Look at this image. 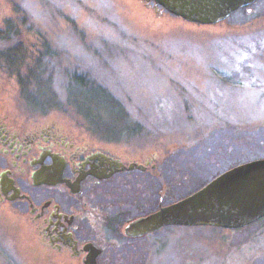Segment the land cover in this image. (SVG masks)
I'll return each mask as SVG.
<instances>
[{
    "label": "rangeland",
    "instance_id": "rangeland-1",
    "mask_svg": "<svg viewBox=\"0 0 264 264\" xmlns=\"http://www.w3.org/2000/svg\"><path fill=\"white\" fill-rule=\"evenodd\" d=\"M12 1L0 0V21L13 14ZM16 1L34 22L25 36L49 48L32 60L25 92L0 70L10 118L103 144L86 125L88 116L109 117L106 94L95 89L104 88L136 127L115 149L158 156L169 196L264 157V0L215 24L153 0ZM23 222L0 204V264L77 263L44 253ZM153 242L146 264H264V217L235 229L166 227Z\"/></svg>",
    "mask_w": 264,
    "mask_h": 264
},
{
    "label": "flooded vegetation",
    "instance_id": "flooded-vegetation-1",
    "mask_svg": "<svg viewBox=\"0 0 264 264\" xmlns=\"http://www.w3.org/2000/svg\"><path fill=\"white\" fill-rule=\"evenodd\" d=\"M53 127L30 128L0 105V204L53 258L146 264L159 231L179 226L127 232L132 221L181 198L169 196L158 156L116 150L120 140L97 132L103 144Z\"/></svg>",
    "mask_w": 264,
    "mask_h": 264
},
{
    "label": "water",
    "instance_id": "water-1",
    "mask_svg": "<svg viewBox=\"0 0 264 264\" xmlns=\"http://www.w3.org/2000/svg\"><path fill=\"white\" fill-rule=\"evenodd\" d=\"M168 12L215 24L256 0H153ZM250 10V9H249ZM264 217V157L233 165L190 194L132 221L127 232L142 234L166 225L244 227ZM86 264H95L91 259Z\"/></svg>",
    "mask_w": 264,
    "mask_h": 264
},
{
    "label": "trees",
    "instance_id": "trees-1",
    "mask_svg": "<svg viewBox=\"0 0 264 264\" xmlns=\"http://www.w3.org/2000/svg\"><path fill=\"white\" fill-rule=\"evenodd\" d=\"M11 4L13 14L5 16L0 21V43L4 42L5 45L4 48L0 49V70L14 75L21 90L25 92L29 88L30 77L36 74L33 69L34 66H32V60L39 59L40 54H45L49 46L45 40L36 39L33 41L32 35L25 36L22 29L25 28L27 23L31 25L33 21L16 0L12 1ZM95 89L105 92L106 98H103V100L109 105L110 112L108 119L105 121L93 120L88 116L87 129L116 140H122L124 132L127 134L129 133L127 130H135L136 127L127 124L126 114L122 106L104 88L96 87Z\"/></svg>",
    "mask_w": 264,
    "mask_h": 264
}]
</instances>
